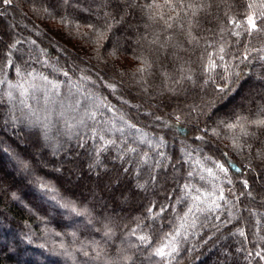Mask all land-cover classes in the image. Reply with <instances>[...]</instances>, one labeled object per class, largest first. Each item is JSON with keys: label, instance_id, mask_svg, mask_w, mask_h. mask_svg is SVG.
<instances>
[{"label": "trees", "instance_id": "trees-1", "mask_svg": "<svg viewBox=\"0 0 264 264\" xmlns=\"http://www.w3.org/2000/svg\"><path fill=\"white\" fill-rule=\"evenodd\" d=\"M202 2L0 0V264H264V128L228 127L264 118V31Z\"/></svg>", "mask_w": 264, "mask_h": 264}, {"label": "snow or ice", "instance_id": "snow-or-ice-1", "mask_svg": "<svg viewBox=\"0 0 264 264\" xmlns=\"http://www.w3.org/2000/svg\"><path fill=\"white\" fill-rule=\"evenodd\" d=\"M4 3H11V0H4ZM179 5L181 7V9L183 8H188V9H198V10H203V2L201 0V2L197 3L195 2V0H189V2L186 3V0H163V3H158L157 0H152V3L148 5L149 8H155L158 9L159 11H157L152 17H150V19H155L157 16L159 18V20L163 21L166 28H172V23H170L169 21H173L176 20L179 17V13H176V16H168L167 19H165V14L163 12V8L167 7L169 9V11L174 12L175 11V6ZM247 8L250 10L248 15L246 16V19L243 21H239L236 20L235 18L230 17V22L233 23L235 25V27L237 29H242V31H233V35L235 36H240L244 33H246L247 35L251 36L253 32H257V31H264V29H260L257 26L256 20L258 18L257 16V11L256 9H259V13L258 15L260 17H264V0H249V2L247 3ZM192 15L195 16L197 15L196 11L192 12ZM180 27L183 29L184 25L181 24ZM192 27L191 23H189V35L191 34L190 32V28ZM102 36V33L98 34V37ZM220 53L224 52V48L221 47L219 49ZM137 59H139V57H137ZM220 59L223 60V56H220ZM245 59H247V57H245ZM216 67L215 62L214 61H210L208 64V70L211 71L212 69H214ZM145 69L144 68H139L138 71L143 72ZM17 72H19V69H17ZM65 76L68 75L67 72L63 73ZM186 79L191 80V76H187L185 77ZM43 79L48 83L51 84L53 89H58L59 85L58 84H52L51 81H48L47 77H43ZM4 81L0 80V84H3ZM12 87H20L22 88V85H13ZM26 89L24 90V92L26 93ZM9 96L11 97V92H9ZM90 118L91 119H95V113H91L90 114ZM177 119H179V117H177ZM83 122V121H82ZM251 125L257 129L260 128H264V118L262 119H256V120H248L246 117H240L235 123L233 124H229L228 127L230 129H239L240 130V134L242 136H254L255 133L254 132H250L248 129V126ZM130 127H135L134 125H130ZM101 139H103V137H100ZM109 143H112V141H109ZM217 167H219L221 169V171H227V169H225L223 167V165H217ZM209 174H211V170L209 169ZM189 175H191V173H189ZM245 186L247 187V183L245 182ZM189 185H185V188H188ZM195 200H199L200 197L199 196H195L194 197ZM220 199H223V195L221 193ZM212 205H214L215 207H219V204H216L215 201L212 202ZM212 205H210L209 207H211ZM192 209H189V212H191ZM180 233L176 232L175 235L172 236L171 240L169 241L168 244L163 245L160 248L156 249L155 254L160 256V257H165L167 255H170L171 252H175L176 246H175V238L176 236H178ZM241 235H243V232H240ZM139 239L142 242H148V237L141 235L139 237ZM166 248H170L171 252L166 251ZM257 256H260V259L264 260V256H261L260 253H256Z\"/></svg>", "mask_w": 264, "mask_h": 264}, {"label": "rangeland", "instance_id": "rangeland-1", "mask_svg": "<svg viewBox=\"0 0 264 264\" xmlns=\"http://www.w3.org/2000/svg\"><path fill=\"white\" fill-rule=\"evenodd\" d=\"M2 22L5 24V26L7 27L8 30H10V31L14 30V26L16 24V21L14 19L8 17V18H6V20L3 19ZM0 42H1V38H0ZM68 91L73 92V89L69 88ZM64 109H65V107L58 109L57 114L61 115V112L63 113V111H65Z\"/></svg>", "mask_w": 264, "mask_h": 264}]
</instances>
